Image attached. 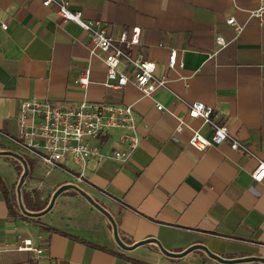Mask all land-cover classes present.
I'll return each instance as SVG.
<instances>
[{
  "label": "crops",
  "instance_id": "0c3cea01",
  "mask_svg": "<svg viewBox=\"0 0 264 264\" xmlns=\"http://www.w3.org/2000/svg\"><path fill=\"white\" fill-rule=\"evenodd\" d=\"M63 1L83 21H98L110 37L140 28L141 43L133 53L154 62L155 77L166 79L167 86L151 98L131 84L106 88V67L89 58L90 38L78 25L63 23L42 0H0V152L23 158L16 143L18 112L30 100L131 105L140 140L125 163L91 161L83 185L61 169L54 170L68 181L36 184L39 170L30 156L24 194L39 195L48 205L61 187L81 189L109 213L126 246L153 239L170 253L201 245L225 260L264 258V186L250 176L257 160H264V0ZM172 51L182 69L168 68ZM87 68L90 84L82 90L77 79ZM118 70L130 77L125 63ZM189 102L211 108L215 123L252 155L231 150L228 141L205 151L189 147L191 133L174 132L177 118L212 137L202 120L187 117ZM155 103L169 113L157 111ZM119 133L106 136L103 153L117 148ZM10 154H0V264H36L33 253L17 249L23 240L44 249L43 264H222L200 250L182 258L164 256L156 244L122 250L106 217L73 190L62 191L42 217H26L14 205L21 163ZM54 170H46L44 178ZM10 205L25 218L11 216ZM77 209L88 219L72 214Z\"/></svg>",
  "mask_w": 264,
  "mask_h": 264
},
{
  "label": "built area",
  "instance_id": "2783aa9c",
  "mask_svg": "<svg viewBox=\"0 0 264 264\" xmlns=\"http://www.w3.org/2000/svg\"><path fill=\"white\" fill-rule=\"evenodd\" d=\"M45 8L54 7L63 23L72 22L80 27L90 38L88 49L90 59H98L106 67L104 86L109 89H122L127 84L133 85L143 97L151 98L157 90L167 86V80L155 77L156 64L144 59L133 50L141 43V29L133 27L122 30L116 38L110 37L98 21H83L80 12L69 9L63 0H42ZM264 10V9H262ZM229 26H235L234 20H227ZM6 29V25H2ZM240 30V29H239ZM238 30V31H239ZM217 44L225 43L220 37ZM121 63L129 67V76L118 70ZM183 68L177 64V54L172 51L168 56V68ZM90 70L87 68L77 79V85L85 90L90 84ZM187 117L200 119L212 130L210 139L193 129L183 118H177L176 134L187 130L191 133L189 147L197 151L222 145L228 141L230 149L251 156L250 149L229 136L227 128L217 125L212 118V109L198 102L187 103ZM157 111L169 113L155 103ZM134 109L129 106H112L104 103L90 104L86 101L78 105L59 106L49 101L30 100L21 103L18 112V135L16 143L29 152L31 158L40 162L49 170L61 169L74 181L83 185L87 182L86 171L91 161L113 160L125 163L140 145L136 131ZM112 131H119L117 148L110 154L103 153V140ZM264 153V147H262ZM254 184L264 186V160H257L251 173ZM19 251L35 255L36 264H43L44 249L36 247L30 240H23Z\"/></svg>",
  "mask_w": 264,
  "mask_h": 264
},
{
  "label": "water",
  "instance_id": "95a60500",
  "mask_svg": "<svg viewBox=\"0 0 264 264\" xmlns=\"http://www.w3.org/2000/svg\"><path fill=\"white\" fill-rule=\"evenodd\" d=\"M1 155H5V154H10V153H5V152H0ZM13 157L17 158L21 165H22V173L19 177V181L17 183V187H16V191H17V201H18V207L21 211V213L23 215H25L26 217H30V218H39L42 217L43 215H45L46 213H48L51 208L54 205V202L56 200V198L58 197V195L64 191V190H73L76 193H78L83 199H85V201H87L95 210H97L98 212H100L103 216L106 217V219L109 221L111 228H112V234H113V239L115 241V243L117 244V246L122 249V250H132L138 246H143V245H147V244H156L159 251L166 257L169 258H182L185 255L196 251V250H200L202 252H204L210 259L218 262V263H222V264H237V263H244V262H259L264 264V258H255V257H249V258H242V259H234V260H225L217 255H214L213 253H211L206 247L201 246V245H193L189 248H187L185 251H183L182 253H170L168 251H166L157 241L153 240V239H148V240H144L141 242H138L132 246H126L124 245L120 238L118 237V233H117V228H116V224L114 222V220L112 219V217L109 215V213L103 209L98 203H96L87 193H85L84 191H82L81 189L72 186V185H66L64 187H61L59 189H57L53 195L50 198V201L48 203V205L46 206V208L40 212H28L24 209L23 205H22V201H21V188L22 185L24 183L25 178L27 177V175L29 174V169L27 167L26 162L24 161L23 158H21L18 155L15 154H10Z\"/></svg>",
  "mask_w": 264,
  "mask_h": 264
},
{
  "label": "rangeland",
  "instance_id": "374dc122",
  "mask_svg": "<svg viewBox=\"0 0 264 264\" xmlns=\"http://www.w3.org/2000/svg\"><path fill=\"white\" fill-rule=\"evenodd\" d=\"M17 151L23 157V159L26 162V164L28 163L27 167H28V169L30 168V171H29V174H28V176H29L30 173H31L32 167H33L29 152L25 151L21 147ZM36 164H37L36 166H37V168L39 170V173H38L39 177L36 179V180H38L37 182H35L36 184L41 182V185H43V187H46V186H49L50 184H55L56 182L64 181V180L68 181L70 179L62 171H57V170L56 171L55 170L52 171L51 174H49L47 177L44 178L45 172H46V170H49V168L44 166L40 162H37ZM19 166H21V168H22L21 164ZM35 201H37V203H39L38 196H36ZM16 205L18 206L17 197H16ZM35 206L38 207L39 205L38 206L35 205ZM69 211L70 210H68L67 212L63 213L62 216H64L65 214L69 213ZM72 214H76L77 216L82 217V218H87L88 217V215L83 210H80V209H77V210L73 211ZM52 215L54 216L55 213H53ZM53 216H48L47 220H49V218L52 219Z\"/></svg>",
  "mask_w": 264,
  "mask_h": 264
},
{
  "label": "trees",
  "instance_id": "16d2710c",
  "mask_svg": "<svg viewBox=\"0 0 264 264\" xmlns=\"http://www.w3.org/2000/svg\"><path fill=\"white\" fill-rule=\"evenodd\" d=\"M37 162V161H36ZM28 164V163H27ZM29 171H30V168H29ZM17 173H18V175L20 176L21 175V173H22V168H21V166H19V168H18V171H17ZM36 196H38V199H39V195H28V194H24V192H23V190H21V197H22V199H23V204H24V209L26 210V211H28V212H40V211H42V210H44L45 208H46V206H47V203H42L40 200H39V203H37V201H35V199H36ZM14 205H16V201H15V204ZM35 205H39L38 207H36ZM9 208H11V212H10V214H11V216H14V217H16L17 215H18V217H20V218H25V217H23L22 215H20V213L19 214H17L16 212L18 211V209H17V211H15L14 209H13V205H10V207ZM15 208V207H14ZM48 230H50V231H52V232H54L55 230H53V229H48Z\"/></svg>",
  "mask_w": 264,
  "mask_h": 264
}]
</instances>
